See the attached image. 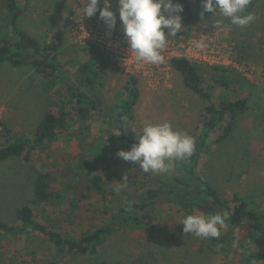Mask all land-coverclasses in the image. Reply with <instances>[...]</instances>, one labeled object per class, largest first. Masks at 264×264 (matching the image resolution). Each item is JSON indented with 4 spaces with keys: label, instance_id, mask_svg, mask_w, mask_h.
<instances>
[{
    "label": "rangeland",
    "instance_id": "rangeland-1",
    "mask_svg": "<svg viewBox=\"0 0 264 264\" xmlns=\"http://www.w3.org/2000/svg\"><path fill=\"white\" fill-rule=\"evenodd\" d=\"M85 2L19 0V26L30 37L45 45L55 32L64 33L60 59L69 70L78 72L90 58L97 59L101 86L95 85L92 92L103 104L87 123L71 126L69 135L32 152L29 162L24 156L0 161V223L18 224L17 210L32 200L37 172L52 174L53 190L59 197L51 205L32 206L35 221L48 231L74 236L104 225L110 216L108 211L116 210V206L129 198L139 197L152 186L173 184L172 172L195 184L191 181L189 158L175 161L170 173L157 175L145 173L137 163L116 155L119 150H130L129 139L136 140L147 124L170 122L175 130L196 139L207 103L187 88L182 76L172 69L170 60L174 56L193 58L204 86L213 87L209 93L217 105L248 98V106L228 135L209 145L200 172L227 199L234 201L237 194L263 210L264 0H250L243 14H251L254 19L244 27L231 24L218 12L214 15L205 12L202 18V0H190L193 31L185 32L181 28L177 35L167 37V47L162 53L165 61L153 74L155 80L120 69L93 41L95 32L107 26L99 19V11L93 17H83ZM110 10L117 17L116 27L110 31L123 36L117 0H112ZM5 17L0 0V38L13 39ZM199 41H203V47H196ZM209 57H220L232 65H211L204 59ZM131 78L137 81L138 97L128 108L123 103L129 95ZM48 85L29 66L0 64V147L31 139L46 111L57 112L65 105L76 119L70 93L62 80L55 87ZM223 125L216 137L224 134ZM108 148L116 153L108 156L113 170H108L106 165L100 169L108 193L104 200L88 183L83 164L86 158ZM194 186L201 189L199 183ZM154 209L157 219L151 230L116 226L100 246L99 257L62 258L46 234L2 233L0 264H43L54 260L59 264H264V252L242 231L225 228L226 242L218 244L212 238L183 232L181 222L185 215L202 211L185 209L167 200L155 204Z\"/></svg>",
    "mask_w": 264,
    "mask_h": 264
},
{
    "label": "trees",
    "instance_id": "trees-1",
    "mask_svg": "<svg viewBox=\"0 0 264 264\" xmlns=\"http://www.w3.org/2000/svg\"><path fill=\"white\" fill-rule=\"evenodd\" d=\"M1 1L6 12L5 25L9 27L14 38H0V64L9 62L13 67L29 66L42 81L49 84L50 88L57 86L62 80L70 93V101L73 103V110L76 114V119H73L72 112H69L65 105L61 106L57 112L46 111L31 139L0 147V161L24 156L25 161L29 162L32 152L48 142L58 140L63 135H69L71 126L77 123H87L94 116V112H100L103 102L92 91L95 85L101 86V73L96 58H90L78 72L73 73L60 59V48L65 42L64 33L57 31L49 42L45 45L40 44L19 26L21 17L19 0ZM177 2L182 4L184 9L180 13L181 28L185 32H192L193 25L189 14L190 0H177ZM170 65L182 76L185 86L207 103L195 139V152L189 158L191 181L196 185L199 183L201 189L172 172L170 176L173 184L152 186L139 197L129 198L128 202L116 206V210L108 211L110 216L104 225L74 236L48 231L35 221L32 206L45 207L53 204L59 197V194L53 190L54 177L52 174L37 172L33 183L32 200L17 210L18 224L0 223V235L2 233L19 236L34 233L46 234L62 258L76 255L99 257L100 246L115 231L116 226L151 230L157 219L154 205L167 200L185 209H198L205 214L227 213V227L242 231L260 251L264 252V209L259 210L237 194L234 195V201L227 199L204 180L200 172V163L209 145L214 141L223 140L228 135L236 119L248 106V98L225 101L217 105L209 93L212 86H209V89L204 86V80L193 60L175 57L170 60ZM137 97V81L131 78L129 95L124 100L123 106L130 108ZM122 116L123 112L119 113V117L122 118ZM222 124H224V134L216 137ZM122 132L126 135L124 131ZM138 138L139 136L135 137L136 140L129 139L130 145L136 143ZM113 153H116V150L108 148L101 154L86 158L83 164L88 183L104 200H107L108 193L104 188L100 169L102 165H106L108 170H113V164L108 158ZM193 213L188 212V214ZM225 228L221 229L222 235L219 239H213L215 243L226 242ZM43 264H59V261H48Z\"/></svg>",
    "mask_w": 264,
    "mask_h": 264
},
{
    "label": "clouds",
    "instance_id": "clouds-1",
    "mask_svg": "<svg viewBox=\"0 0 264 264\" xmlns=\"http://www.w3.org/2000/svg\"><path fill=\"white\" fill-rule=\"evenodd\" d=\"M112 0H86L83 4V17H93L99 11V19L109 30L116 27V14L110 10ZM250 0H202L203 11L217 12L230 20L231 24L244 27L254 17L244 15ZM117 10L121 30L130 53L135 60L150 65L163 63V51L167 47V37L177 35L181 29L182 4L174 0H117ZM219 21L217 22V26ZM199 41L196 47H203ZM196 140L187 132L175 130L170 122L147 124L130 150H119L116 155L137 163L145 172L157 175L168 174L175 161L186 160L195 152ZM228 214L214 213L187 214L182 219L183 232L200 238L219 239L221 229L227 227Z\"/></svg>",
    "mask_w": 264,
    "mask_h": 264
},
{
    "label": "built area",
    "instance_id": "built-area-1",
    "mask_svg": "<svg viewBox=\"0 0 264 264\" xmlns=\"http://www.w3.org/2000/svg\"><path fill=\"white\" fill-rule=\"evenodd\" d=\"M95 33L93 41L107 52L110 59L114 61L120 69L127 72L134 71L138 74H143L149 80H155V78H157L153 77V74L157 70L161 69V65L165 60H163V63L158 65L137 62L135 60V53L129 52L124 36H120L107 28H100ZM175 57L193 59L190 56H174L173 58ZM204 59L211 65H232V62L223 61L220 57H209ZM233 65L238 68L237 64L234 63Z\"/></svg>",
    "mask_w": 264,
    "mask_h": 264
}]
</instances>
